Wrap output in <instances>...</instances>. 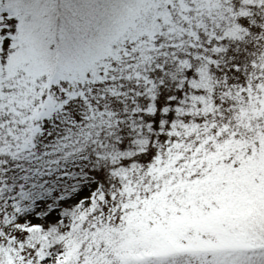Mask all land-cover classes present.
Instances as JSON below:
<instances>
[{
	"label": "snow or ice",
	"instance_id": "snow-or-ice-1",
	"mask_svg": "<svg viewBox=\"0 0 264 264\" xmlns=\"http://www.w3.org/2000/svg\"><path fill=\"white\" fill-rule=\"evenodd\" d=\"M0 264H264V0H0Z\"/></svg>",
	"mask_w": 264,
	"mask_h": 264
}]
</instances>
